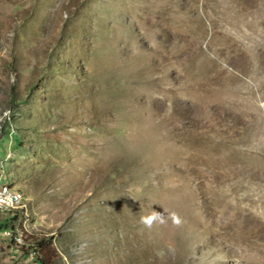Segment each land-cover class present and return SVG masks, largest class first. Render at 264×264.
I'll use <instances>...</instances> for the list:
<instances>
[{"label":"rangeland","instance_id":"374dc122","mask_svg":"<svg viewBox=\"0 0 264 264\" xmlns=\"http://www.w3.org/2000/svg\"><path fill=\"white\" fill-rule=\"evenodd\" d=\"M4 188L0 264H264V0H0Z\"/></svg>","mask_w":264,"mask_h":264},{"label":"bare ground","instance_id":"6f19581e","mask_svg":"<svg viewBox=\"0 0 264 264\" xmlns=\"http://www.w3.org/2000/svg\"><path fill=\"white\" fill-rule=\"evenodd\" d=\"M23 205V196L20 192L4 188L0 190V209H16Z\"/></svg>","mask_w":264,"mask_h":264},{"label":"clouds","instance_id":"9594fccd","mask_svg":"<svg viewBox=\"0 0 264 264\" xmlns=\"http://www.w3.org/2000/svg\"><path fill=\"white\" fill-rule=\"evenodd\" d=\"M171 218L173 223L176 226H179L181 224V220L177 217V215L175 213L171 214ZM157 220L160 221V223L164 222V217L163 214L153 211V213L151 215H147V216H142L140 219V223L145 227V228H151L153 223L156 222Z\"/></svg>","mask_w":264,"mask_h":264}]
</instances>
